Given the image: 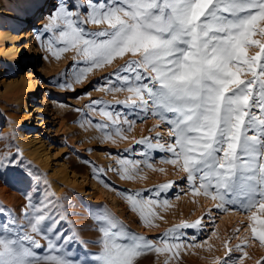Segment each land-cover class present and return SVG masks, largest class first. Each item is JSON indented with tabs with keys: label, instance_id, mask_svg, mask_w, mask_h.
Returning <instances> with one entry per match:
<instances>
[{
	"label": "snow or ice",
	"instance_id": "snow-or-ice-1",
	"mask_svg": "<svg viewBox=\"0 0 264 264\" xmlns=\"http://www.w3.org/2000/svg\"><path fill=\"white\" fill-rule=\"evenodd\" d=\"M46 21L36 30L40 46L57 60L75 53L60 87L74 90L94 70L115 64L92 87L126 97L86 106L103 117L94 127L104 141L127 139L124 132L136 120L155 118L152 130L168 126L167 142L159 133L135 140L124 152L140 146L142 159L119 158L109 171L122 180L144 179L141 165L156 170L150 154L165 153L160 161L184 173L193 195L210 199L220 212L245 214L244 230L264 247V0H53ZM115 105L134 118L111 110ZM88 163L144 226L159 227L155 221L163 217L155 209L169 206L160 196L174 182L145 190V198L144 191L117 189ZM0 182L21 186L25 197L17 208L0 204V264H140L147 253H165L164 264H172L185 247L201 246L196 235L189 244L184 231L202 228L201 220L153 240L129 230L107 207L89 206L84 218L91 222L78 226L72 217L80 213L68 197H57L45 175L7 145L0 149ZM83 232L92 235L85 239ZM244 239L234 248L225 242V256L215 264H243Z\"/></svg>",
	"mask_w": 264,
	"mask_h": 264
},
{
	"label": "rangeland",
	"instance_id": "rangeland-1",
	"mask_svg": "<svg viewBox=\"0 0 264 264\" xmlns=\"http://www.w3.org/2000/svg\"><path fill=\"white\" fill-rule=\"evenodd\" d=\"M36 1L0 0V149L7 145L11 152L20 151L26 163L45 175L57 197L67 196L68 201L75 205L74 210L80 213L79 217H72L80 227L91 222L84 218L89 206L107 207L129 230L153 240L177 224L201 220L202 228L184 230L188 234L189 244L191 236L196 235V243L201 246L185 247L179 257L172 260V264H215L217 257L223 259L225 256V242H228L229 248H234L237 244L245 243V237H249L244 248L248 256L243 257V264H264V247L258 241H253L250 233L244 230L247 225L245 214L233 210L220 212L210 199L202 195H193L186 181L182 179L184 173L160 161L159 157L167 154L159 152L150 154L155 157L150 162L156 170L141 165V176L145 177L144 179L137 177L131 181L122 180L115 172L109 171L117 167L116 162L119 158L142 159L139 155L142 150L140 146H136L134 152H124L125 149L134 146L135 140L155 137L157 133L163 138L162 142L168 140V126L161 124L152 130L157 124V120L152 117L143 122L136 120L132 130L124 132L127 139L121 140L116 137L115 144L101 138L102 134L94 127V123L103 117L98 112H90L86 106L91 100L98 99L114 105L115 99L126 97V93L113 95L94 90L92 87L96 81L103 84L102 78L113 71L115 64L94 70L81 84H73L74 90L62 88L59 84L66 79L62 74L73 64L75 53L69 50L61 54L57 60L40 46L36 32L35 38L32 37L31 46L39 45V56L36 58L34 54L30 56L25 53L17 66L11 61L16 53L28 50L25 48L27 40L25 30L30 26L38 30L47 22L46 17L53 0H41L36 8L37 12L36 10L32 12L30 21H27L25 26H16L18 17H24L26 9ZM86 27L96 30L102 26ZM30 73L39 89L35 97L37 100L24 93L22 96L24 101L21 102L13 90L20 84L21 79ZM85 92L88 95H84ZM35 105L38 110H35ZM78 109L82 111H77ZM111 110L128 113V110L120 105H115ZM85 113L88 115L85 116ZM128 116L129 119L134 118L131 113H128ZM89 119L92 121L91 124L88 123ZM27 125H30V128ZM24 139L37 144L46 163L31 155L30 151L22 146ZM88 161L104 170V179L117 189L130 190L132 193L144 191L145 198L149 195L145 190L174 182V187L160 196L161 202L165 199L170 201L169 206L166 208L158 206L155 209L159 216L163 217L155 221L159 227L144 226L139 220L138 213L130 210V205L120 192L106 186L99 176L93 174L92 165ZM160 168H164L165 171H159ZM55 169L64 170L67 183H63L53 174ZM24 201V190L21 186L0 182V204L8 208H17ZM223 217H230V221L220 222ZM238 228L240 231L237 233ZM213 232L216 234L213 235ZM81 235L88 239L92 233L83 232ZM165 255L147 253L140 258V264H164ZM232 255L238 257L242 256V253L233 252Z\"/></svg>",
	"mask_w": 264,
	"mask_h": 264
},
{
	"label": "bare ground",
	"instance_id": "bare-ground-1",
	"mask_svg": "<svg viewBox=\"0 0 264 264\" xmlns=\"http://www.w3.org/2000/svg\"><path fill=\"white\" fill-rule=\"evenodd\" d=\"M41 0H37L35 3L30 4L29 7L26 9V15L24 17L20 16L18 17L17 21H16V26L17 27H21L23 26L25 23H27V21H30V17L31 14L34 10H36V8L38 7V5L40 4ZM37 12V10H36ZM34 12V13H36ZM25 26V25H24ZM23 28V27H22ZM36 30L34 29V26H30L25 30V33H27L26 35V43H25V48H27L28 50L25 52L23 50V52H18L16 53L12 58L11 61L17 66L20 63L21 60V56L23 54H29L30 56L33 54L36 55V58L39 56V51H40V47L39 45H32L31 46V41H32V37L34 36ZM35 38V36H34ZM33 38V40H34ZM32 50V52H30ZM21 53V54H20ZM31 58V57H30ZM39 89H37V82L36 80L32 77V73H30L28 76L23 77L21 79V82L19 85H16L13 92L15 93L16 97L18 99H21V102H23V94L25 93L26 95L32 97L34 100H37L36 97V92ZM37 105H35V110H38L36 108ZM30 124V123H29ZM28 128H30V125H27ZM22 146L27 148L30 151L31 155H34L35 157L39 158L40 160H42L43 163H46V160L42 158V155L40 153L39 148L37 147V144L34 143L33 141H27V140H23L22 142ZM53 174L55 176L58 177V179L60 181H62L63 183H67V179H66V173L64 172V170H60V169H55L53 171ZM230 221V217H223L220 219V222L223 221Z\"/></svg>",
	"mask_w": 264,
	"mask_h": 264
}]
</instances>
